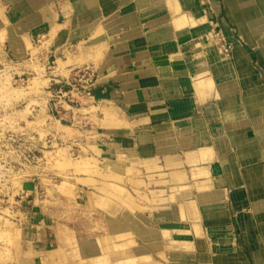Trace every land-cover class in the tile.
Segmentation results:
<instances>
[{"label": "crops", "instance_id": "crops-1", "mask_svg": "<svg viewBox=\"0 0 264 264\" xmlns=\"http://www.w3.org/2000/svg\"><path fill=\"white\" fill-rule=\"evenodd\" d=\"M201 1L0 0L5 56L30 60L27 47L42 38V62L79 47L97 53L92 100L126 124L104 136L105 153L142 174L141 197L126 186V215L112 204L106 238L93 237L125 252L119 264H264L261 30L245 34V19L229 13L236 0ZM215 27L231 44L225 64L198 48ZM36 212L26 214L20 260L70 264L78 234Z\"/></svg>", "mask_w": 264, "mask_h": 264}, {"label": "rangeland", "instance_id": "rangeland-1", "mask_svg": "<svg viewBox=\"0 0 264 264\" xmlns=\"http://www.w3.org/2000/svg\"><path fill=\"white\" fill-rule=\"evenodd\" d=\"M257 1L263 6H256L255 0H236L228 7L232 18L245 19L242 29L251 39L253 25L258 26L264 43V0ZM37 43L28 47L30 60L9 58L0 47V264L46 263L23 262L17 254L26 214L37 210H49L59 224L64 222L78 234L77 240L70 241V264H111V260L119 264L125 252L116 246L111 249L107 240L94 245L93 237L106 236L109 206L127 211L132 197L126 186L136 199L141 197L142 174L134 175L125 157L111 160L105 153L110 147L104 136L124 130L126 124L117 120L109 106L75 96L69 87L77 85L75 69L87 66L96 71L93 56L97 53H85L79 47L78 54L75 50L61 58L46 55L42 62L38 54L43 53L47 39ZM220 46L227 52L220 53ZM198 48H213L223 64L231 52L227 35L219 27L214 33L210 30ZM93 203L101 213L90 210ZM124 225L115 221L112 227L120 231Z\"/></svg>", "mask_w": 264, "mask_h": 264}, {"label": "built area", "instance_id": "built-area-1", "mask_svg": "<svg viewBox=\"0 0 264 264\" xmlns=\"http://www.w3.org/2000/svg\"><path fill=\"white\" fill-rule=\"evenodd\" d=\"M219 49L224 53H226L228 50L224 49L222 46H220ZM74 75L77 79V85L73 87L69 86L72 88V91L75 92L73 94L81 98H92L91 92L94 88L95 71H93V69L90 67L82 66V68H77L74 70Z\"/></svg>", "mask_w": 264, "mask_h": 264}, {"label": "bare ground", "instance_id": "bare-ground-1", "mask_svg": "<svg viewBox=\"0 0 264 264\" xmlns=\"http://www.w3.org/2000/svg\"><path fill=\"white\" fill-rule=\"evenodd\" d=\"M244 38H245V36H243ZM247 39V38H246ZM38 44V43H37ZM24 45H26L27 46V43H25ZM30 46V45H29ZM27 49H28V47H27ZM3 74V73H2ZM2 74H1V72H0V77L2 76ZM5 76V75H4ZM3 76V77H4ZM66 79V78H65ZM7 232V231H6Z\"/></svg>", "mask_w": 264, "mask_h": 264}]
</instances>
